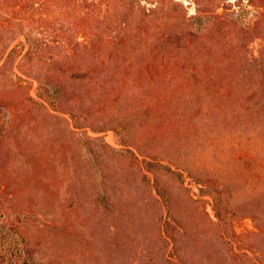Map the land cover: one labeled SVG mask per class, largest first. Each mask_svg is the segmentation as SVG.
<instances>
[{
    "label": "trees",
    "instance_id": "1",
    "mask_svg": "<svg viewBox=\"0 0 264 264\" xmlns=\"http://www.w3.org/2000/svg\"><path fill=\"white\" fill-rule=\"evenodd\" d=\"M256 38L264 40V0H0V79L13 84L15 93L26 91L31 110L62 114L58 117L74 130L81 128L77 117L110 112L119 120L175 123L170 142L190 163L205 158L206 147L243 151L236 158L228 154L236 169L206 165L223 183L222 190L206 194L218 222L208 221L219 229L222 247L229 248L213 254L220 256L216 264H264V164L254 155L264 159V46L258 58L248 55ZM196 52L208 58L202 70L191 65ZM5 101L16 103L0 95V121ZM64 101L74 102V110L64 108ZM207 103L213 111L195 110ZM231 103L238 116L223 120ZM118 153L140 165L141 183L162 207L156 216L159 264H202L187 261L180 249L187 241L202 245L199 232L184 228L172 193L160 188L161 177L179 181L181 174L140 148L137 154ZM9 187L0 172V264H45L19 232L22 223L6 218L2 200ZM97 201L132 226V208L114 202L105 190ZM234 202L254 208L257 232L243 239L227 222ZM240 210L231 213L235 217Z\"/></svg>",
    "mask_w": 264,
    "mask_h": 264
},
{
    "label": "rangeland",
    "instance_id": "2",
    "mask_svg": "<svg viewBox=\"0 0 264 264\" xmlns=\"http://www.w3.org/2000/svg\"><path fill=\"white\" fill-rule=\"evenodd\" d=\"M190 14H195L194 7ZM263 46V39H254L248 48L249 58H258ZM215 58L212 57L213 61ZM207 59L196 52L192 54L191 65L202 70ZM13 86L0 79V95L12 96L16 102L5 101L1 107L4 113L0 121V172L10 185L3 195L2 207L8 209L9 222L22 223L19 232L35 246L34 251L44 258L45 264L160 263L157 252L162 246L156 240V216L162 213V207L153 202L150 188L141 183L140 165L118 153L130 149L137 154L138 148L181 174L179 181L161 177L160 188L172 193L173 209L183 218L184 228L190 234L199 232V239L203 240L202 245L193 241L180 244L183 256L189 262L202 264L220 261L213 251L217 248L224 252L229 248L222 247L219 229L209 224L208 220H218L214 201L206 194L222 190L223 183L206 165L212 162L217 163L215 170L229 169L233 163L228 154L236 158L243 151L229 147L226 154L221 147H206L205 158L190 163L170 142L174 135L173 122L155 118L132 121V116L119 120L110 112H97L86 119L77 117L81 128L74 130L58 117L62 114L54 112L50 116L40 108L31 110L30 102L25 99L27 92L15 93ZM204 107L214 110L211 103L195 110ZM64 108L74 110V102L64 101ZM221 108L222 113L225 106ZM236 115L238 112L231 103L222 118ZM156 129L167 132L159 134ZM254 155L264 164L260 155ZM261 172L258 173L262 176ZM103 190L114 202L132 208V226L99 208L97 198ZM198 200L204 204H196ZM237 209L241 210L234 217L231 212ZM227 213V222L238 238L257 232L253 207L234 202ZM2 222L6 224L3 219ZM12 234L18 237L15 232Z\"/></svg>",
    "mask_w": 264,
    "mask_h": 264
}]
</instances>
